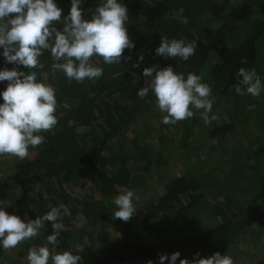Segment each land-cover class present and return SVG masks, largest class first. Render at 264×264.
Wrapping results in <instances>:
<instances>
[{"label":"trees","instance_id":"16d2710c","mask_svg":"<svg viewBox=\"0 0 264 264\" xmlns=\"http://www.w3.org/2000/svg\"><path fill=\"white\" fill-rule=\"evenodd\" d=\"M142 1L120 0L128 10L129 19L125 27L135 46L124 50L123 56L131 59L125 61L122 58L120 64L108 65L101 57H93V64L103 68L99 79L69 83L61 72L53 78L50 54L46 51L40 58L45 64L44 71L50 73L48 82L56 89L58 124L54 133H41L45 137L44 142L30 148L28 157L16 162L15 169L19 174L16 183L21 192L10 200L7 212L21 219H25L26 214L28 218L36 219L51 207L68 206L71 215L63 217L65 227L58 237L56 251L70 250L76 254L75 245H83L84 252L80 253L83 264H147L149 260L152 264H160V255L170 257L177 251L180 253L177 264L179 259L192 260L197 253L201 258H207L216 251L231 256L235 262L243 257L244 246H257L258 243L264 246V143L254 148L252 156L248 157L257 164L246 162L251 171L246 176L254 171V181L259 184L256 190L249 192L247 205L237 204L230 193L225 192L231 190L232 183L228 179L236 168L223 172L226 178L223 177L219 184L223 199L209 208V220L213 226L198 233L182 235L177 232L170 236L172 230L178 231L177 224L182 216L201 201L206 178L203 174L188 171L171 177L155 201L135 206L137 210L128 222L114 219L113 211L104 201L124 189L135 191L144 187L153 173L167 167L172 160L168 153L177 128H184L186 144L191 134L189 129L201 124L197 114L174 124V128L168 130L170 134L152 137L137 131L139 118L155 104V96L151 92L144 99L137 95L138 90L149 82L143 75L149 59L159 68L172 66L174 71L183 73L185 77L190 72L202 77L208 74L205 79L203 77V82L210 85L215 97L212 113L219 110L220 105L226 106L221 109L228 110V113L227 119L206 130L202 144L196 146L200 149L209 139H215L224 154H228V148L232 146L226 144V140L238 135L244 124L238 112L246 110L251 103H240L250 97L235 92L238 83L235 73L240 67L255 69L264 82V74L258 66L264 38V0H145L147 9L141 13ZM54 2L62 10V18L66 17L71 9V0ZM81 11L85 19H91L95 7L89 10L81 8ZM178 13L184 20L175 16ZM205 16L211 18L213 26H202L201 19ZM55 26L62 31L64 25L56 23ZM162 35L186 42L197 41L195 54L187 61L156 55L155 49L160 45ZM2 53L3 48L0 47V70L16 68L29 71L22 65L6 63ZM141 54L142 61L139 60ZM242 57L247 58V64L240 63ZM137 62L139 67H134ZM209 62V70L205 72ZM7 83L0 81V92L6 89ZM0 103H3L2 97ZM232 110L236 111L235 115ZM244 116L248 122L253 121L247 113ZM256 118L260 120L256 126L264 132V115H256ZM248 122L246 126H249ZM166 126L169 128L170 124L163 125ZM233 151L238 152V148H233ZM132 163L137 172L129 167ZM86 168L96 169V173L88 177L84 174ZM32 172H37V175ZM39 184L41 186H35ZM77 187L88 188L89 198L74 200ZM4 188L5 184H0V191ZM248 190L241 187L234 195L245 196L244 191ZM79 213L91 220L93 228L88 238L93 245L73 239L76 224L70 219ZM97 224L100 228L94 230ZM252 229L260 232L256 236L257 242L252 244L249 236L250 244H244L243 234ZM53 231L51 222H45L33 245L43 246ZM28 245L25 244L26 247ZM48 247L51 249L52 245ZM5 251L0 245V255ZM260 251L254 250L252 254H261ZM245 262H251V257Z\"/></svg>","mask_w":264,"mask_h":264},{"label":"clouds","instance_id":"9594fccd","mask_svg":"<svg viewBox=\"0 0 264 264\" xmlns=\"http://www.w3.org/2000/svg\"><path fill=\"white\" fill-rule=\"evenodd\" d=\"M82 0H71V9L62 18V10L54 0H0V47L6 63L22 65L28 72L16 68L0 70V81H7V87L0 92V156L10 155L23 160L29 149L41 145L44 132H53L58 124L56 116V89L49 83V72L44 71L41 57L47 51L52 59L51 76L61 72L71 83L99 79L103 68L92 62L93 57H101L108 65L120 64L130 56H123L124 50L134 48L129 39L126 22L129 19L127 7L120 0H100L91 19L82 16ZM56 23H63L58 30ZM197 41L161 37L155 49L158 56L187 61L195 54ZM139 60H143L141 54ZM240 63L247 64L242 57ZM139 67V62L133 65ZM39 71V77L38 72ZM143 75L149 78L146 87L137 95L144 99L151 92L159 111L166 113L164 124H176L199 115L206 125L218 119L212 113L215 97L209 84L198 74L177 73L172 66L159 68L145 67ZM238 95L260 96L264 91L261 78L255 69L240 67L235 73ZM145 102H148L147 100ZM196 110V111H194ZM211 114V115H210ZM134 190H122L113 198L116 210L114 219L128 222L136 212L133 204ZM9 201L0 200V245L5 250L37 237L45 222H51L52 234L47 236L43 246H32L26 255L27 264H83L84 246L75 245V252L56 251L58 237L64 229L63 217L70 216L68 206L60 204L36 219L25 215L9 214L4 205ZM48 245H52L50 249ZM180 253L170 257L160 255V264H177ZM152 264V261H147ZM179 264H234L231 256L216 251L207 258L197 253L192 260L179 259Z\"/></svg>","mask_w":264,"mask_h":264},{"label":"rangeland","instance_id":"374dc122","mask_svg":"<svg viewBox=\"0 0 264 264\" xmlns=\"http://www.w3.org/2000/svg\"><path fill=\"white\" fill-rule=\"evenodd\" d=\"M99 3L100 0H82V5H80V8L89 10L94 7L96 8ZM146 9L147 2L143 0L141 4V13L145 12ZM175 16L180 20H184L183 16H181L180 13L176 14ZM210 21L211 18L209 16H205L201 19L202 26H213L214 24ZM60 24L61 23H58V25ZM260 56L261 57L258 66L260 72L264 74V38L262 39L260 46ZM211 62H209L206 66L205 72L209 70ZM153 66L159 67L157 63L150 62L149 59V64L147 65V67ZM207 75V73L203 75L204 79L207 77ZM144 78L149 81V78L145 76ZM261 82L262 85H264V82L262 80ZM245 96H249L250 99H247L245 101L242 100L240 103L244 104L247 101H250L251 103L246 110H241L238 112L239 117L241 116V120L244 124L238 135L230 137L226 140L228 141L226 144L232 146L231 149L228 148V154H224L223 150L221 149V145L218 146V143L215 139H209V141L205 143L204 146L200 149H198V147L196 146L202 144L204 133L209 127L218 125L219 122L221 123L222 120L227 119L228 110L224 111L223 109H225L226 106H224L225 108H223L222 105H220V109L214 111V114L218 116V119L213 121L211 124L206 125L200 118L201 124H196L194 127L189 129L191 130V134L186 139L188 141L186 144L184 143V137L187 136V134L184 132V128H177V131L173 134L175 138L170 143L171 151L168 154H170L172 160H170L169 165L167 167H162L159 171L153 173V175L148 178V183H146L144 187L136 189L134 191V206H145L146 204L156 200V196H159L161 192L164 191V183L169 181V179L175 175L179 176L188 171H194L198 174H203L206 176V178L204 179L205 181H203L205 189L202 191L203 195L201 196V201L198 205L191 208V211L182 216V220L177 224L178 231L172 230L170 232V236H175L177 232H180L182 235H192L204 230L207 227L213 226L212 222L209 220V208L212 204H215L217 200L223 199V193L220 192L219 184L220 181L223 182V177H225L224 173L228 172L231 168H236V171L234 170V173H231L228 179L229 183H232L231 190H225V192L230 193L229 195H231V197L235 199L237 204L243 207L247 205L249 197L251 195L249 194V192L257 189L259 184L257 181H254V171L251 175L246 176L248 171L251 172L246 166V162L247 160H249L248 157L252 156V150L264 143V132L258 126H256V124H258L260 120H258L257 118L255 119L256 115H264V91H262L260 96L258 97H252L251 95ZM242 111L245 113H241ZM233 112L235 115L236 111ZM246 113L248 114V116L250 115L253 118L252 122H248L246 120L244 116ZM164 115H166V113L160 112L155 103L151 110H149L147 113L143 114L141 118H139L136 125V128H138L137 131L139 133L142 132L147 136L151 135L152 137H156L162 133L170 134L168 130H172L174 128V125L170 124L169 128H167V126L166 128L163 127L164 123H162V118ZM247 122L249 123V126H246ZM190 142H192V144ZM236 147L238 148V152L233 151V148L236 149ZM232 159L234 160L233 164H235L236 167H234V165L232 164ZM18 160L19 158L10 155L0 157V184H5L4 190L0 191V200H6L10 202V200H12L14 196H17L21 192L20 186L16 183L17 179L19 178V174L15 169V164ZM249 162L252 165L257 164L256 162H254V159H252V161L249 160ZM129 167L132 168L134 172L138 171L133 163L130 164ZM156 169L157 167H155V170ZM95 173L96 169H84V174L88 177ZM32 174L36 176L37 172H32ZM162 179H164V181ZM235 183H238L239 185ZM35 186L39 187L41 186V184ZM241 187H244V189H249L248 192L244 191L245 196L240 197L239 195H234L236 190ZM92 188V191H94V187ZM77 189L78 192L76 195H74V200L78 199L83 201L89 198V195L91 193L88 188L82 189L80 187H77ZM115 196L116 194L108 200L105 199L104 201V203L110 207L111 212H114L116 210V206L112 202ZM4 210L6 212L9 210V204L4 205ZM70 221H73V223L76 224L73 229V232H75L73 239H77L78 241L82 242L84 241L89 245H93L92 241L88 238V235L93 228L91 220L86 219L79 213V215L72 217ZM99 228L100 224H97L94 230H99ZM246 233L243 234L242 238L244 244L246 242L250 244L251 239L252 244L253 241L257 242L256 236L260 235L259 231L252 229L248 234ZM249 236H251V238H249ZM248 238L250 241H248ZM35 239L36 237L32 240L25 241L19 244L15 248L6 250L3 254L0 255V264H27L26 255L29 249L28 246H30L31 244L32 246H34L33 244ZM26 243L29 244L27 247L25 246ZM260 249L262 251L261 254H252L254 250L257 251ZM243 250L245 255L243 254V257L235 260L234 264H264L263 245L258 243L257 246H244ZM22 252H25L24 256H20ZM249 257H251V262H245V260ZM16 258L18 259V261L21 259L22 262L16 261Z\"/></svg>","mask_w":264,"mask_h":264},{"label":"crops","instance_id":"0c3cea01","mask_svg":"<svg viewBox=\"0 0 264 264\" xmlns=\"http://www.w3.org/2000/svg\"><path fill=\"white\" fill-rule=\"evenodd\" d=\"M15 260H16V261H18V259H17V258H16ZM15 260H14V261H15ZM18 262H22V261H21V259H20Z\"/></svg>","mask_w":264,"mask_h":264}]
</instances>
